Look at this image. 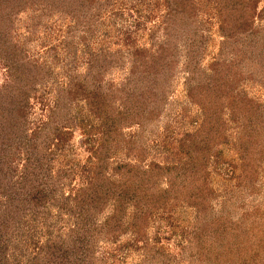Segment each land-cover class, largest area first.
Wrapping results in <instances>:
<instances>
[{
	"label": "trees",
	"instance_id": "1",
	"mask_svg": "<svg viewBox=\"0 0 264 264\" xmlns=\"http://www.w3.org/2000/svg\"><path fill=\"white\" fill-rule=\"evenodd\" d=\"M92 1L95 0H0V130L16 137L10 143L11 153L22 156L20 164L12 163L4 152L9 144L0 149V264H103L95 255L96 243L99 240L116 241L124 233L131 234L132 244L140 256L133 264H171L169 253L158 243L167 244L171 238L179 240L183 234L180 244L188 248L189 257L196 258L194 264H249L246 256H264V213L260 215L256 212L258 209H253L250 222H245L242 227V221H232L225 210L228 209L225 202L231 199L226 197L221 212L209 216L211 206L207 195L210 192L203 181L209 162L217 171L223 168L232 174L230 165H223L216 149L211 151L218 143L232 145L241 161L242 172L248 167V171L255 174L256 166L262 158L264 160V139L261 137L264 124L259 123L258 118L262 115L256 110L259 106L237 88L234 76L241 74V69L239 73L235 69H239L244 59L256 69L248 65L249 73L254 70L260 73L257 68L264 71V41L252 40V18L258 0H210L218 19L220 50L226 54L217 55L208 63V73L194 59L195 42L192 37L187 38V55L183 63L187 70L185 96L201 113L198 124L195 120L196 126L177 139L183 157L181 162L149 160L144 164V155L140 151L134 162H119L110 173L106 161L119 147L120 131L128 120L126 116L131 112L133 123L143 125L159 112L166 96L164 83L176 56V45L172 44L178 32L175 25L193 22L194 5L192 0H162L166 8L161 27L164 38L156 47L128 50L132 54V64L124 81L121 85L108 83L105 87L100 81L108 67L109 51L88 49V39L94 35L90 24L97 19L95 11L85 14L86 5ZM27 5L43 11L47 7L50 11L55 7L56 10H67L73 24L67 32L71 34L77 29L87 50L83 72L66 70L70 73L64 85L56 87L54 103L56 105L59 98L82 101L86 111L97 120L95 135L80 139L86 143L85 150L90 152L91 164H94L85 176L84 184L71 194L58 192L59 178L52 174L50 153L41 154L45 148L36 150L39 148L34 137L39 128L34 129L32 135L27 133L30 99L36 96L40 86L50 78L53 80L52 65L56 66L61 58L51 48L45 55H29L27 49L14 40L10 28L12 20ZM194 31L200 37V45L203 44L202 34ZM256 46L259 50L248 57L249 50ZM229 53L230 60L227 59ZM115 60L118 62L117 58ZM236 63L239 64L231 70ZM125 88L129 91L118 103L115 92L119 91V97ZM127 98L133 101L130 105ZM222 109H227L230 118L237 123L233 139H229V135L227 139ZM59 129L56 127L54 136L58 135ZM249 163L252 166H248ZM50 206L57 209L58 217L68 214L70 237L53 231H58L60 225L52 220L58 217L49 211ZM105 207H109L110 212L99 220L98 215ZM185 208L194 210L193 218L185 215ZM127 209L128 216L124 219ZM175 211L182 220L193 219L187 233L170 232L174 226L168 219ZM152 213L158 214V220L163 217V225L158 227L157 223L156 226L161 235L158 238L164 241H152L146 232ZM70 239L82 248L70 251L72 243L65 242Z\"/></svg>",
	"mask_w": 264,
	"mask_h": 264
},
{
	"label": "rangeland",
	"instance_id": "2",
	"mask_svg": "<svg viewBox=\"0 0 264 264\" xmlns=\"http://www.w3.org/2000/svg\"><path fill=\"white\" fill-rule=\"evenodd\" d=\"M92 2V4L88 3L85 8L86 15L88 12L91 14L95 11L97 16L96 21L92 20L94 22L90 24L94 35H91L88 39V49L97 50L101 48L102 51H109V55H107L108 67L105 68L102 74L100 84L105 87H108V83L121 85L132 64L130 62L132 54L128 50L131 51L136 47L148 48L152 45L156 47L159 41L164 38L161 27L166 18V8L162 0H95ZM192 2L194 5L192 10L194 23L183 24L178 22L175 25L178 32L175 33L174 37L176 38H173L175 40H172V44L176 45V54H174L176 56L170 73H168V79L164 83V94H166L164 102L159 107V112L155 117L143 125L133 123L134 118L130 119L133 117L131 112L126 118L124 117L128 120L127 124L121 128L119 147L109 155L106 161V169L109 173L119 162L127 160L134 162L136 160L135 155L140 151L144 155V164L149 160L159 163L179 164L183 158L177 147V139L186 131H191L198 124L201 113L197 106L191 104L185 96L184 80L187 70H185L183 63L187 55L185 49V44L189 41L187 38L192 37V42H195L192 54L205 73L209 71L207 66L211 60L217 55L223 56L226 54L220 50V37L217 33L218 19L213 4L210 0H192ZM56 8L50 11V7H47L43 11L27 5L14 16L10 28L14 40L21 44L24 49H27L29 55L39 53L45 55V51L51 48L59 58L61 57L56 66L52 65L53 80L50 78L47 83L40 86L36 96L30 99L26 120L29 124L27 133H30V135H32L34 129L39 128L34 137V142L38 143L39 148H36V150L43 151L45 148V151L41 154L50 153L52 174L59 178L58 192L66 195L73 193L75 188L84 184L85 176L89 175L90 167L94 164H91L90 152L85 150L87 149L86 143L81 142L80 139L83 136L91 138L92 135H95L97 120L86 111L82 101H69L66 98L61 100L59 98L57 104H54L56 87L64 85L68 78L67 74L71 72V69L79 74L83 72L84 60L87 55L86 46L80 41L77 29L73 30L74 33L71 32V34L67 32V29L73 25L70 13L68 14L67 10H56ZM251 26L254 30L252 40L264 41V0L256 2V10ZM194 30L202 34L203 44L200 45V37ZM258 47L249 50L248 57L254 56L259 50ZM230 53L227 57L228 60L232 57H230L232 54ZM118 56L122 58L119 59ZM115 58L118 62H115ZM115 63L118 64L115 65ZM238 64L232 65L231 70L237 67ZM248 65L250 67L252 64L244 59L239 69H235L237 73L241 69L240 75H234L236 77L235 85L239 90L242 89L245 96L250 98L254 105L259 106L256 110L262 116H259L258 121L260 124H264V71L257 68L260 73L255 72L256 69L253 65L251 68L255 70L249 73ZM67 69L70 72L67 73ZM128 88L134 90L132 85H128ZM128 91L127 88L120 91L119 97V91L115 92V98L119 99L118 103H121L120 97H124ZM213 97L215 96L213 95ZM127 99V103L130 105L131 100ZM222 118H225L227 123L224 127L228 133L227 139L228 135L229 139H233L237 131V123L230 118L227 109H222ZM195 120H197L196 124ZM56 127H60V129L58 135L54 136ZM18 135L19 133L16 134V136ZM261 137L264 139V132ZM15 139L16 137L12 133L0 130V149H4V146L6 147L9 144L4 152L7 157L13 160L12 163L16 161L20 164L21 153L14 155L11 153L10 143L12 144ZM130 148L135 150L129 151ZM214 149L223 160V165H230L232 174H228L223 168L217 171L211 162L207 165L203 181L207 186L206 190L210 192L207 195V200L211 206L209 216L221 212L223 199L230 197V201L225 202V204H228V209L225 210L228 211L232 221H242L243 227L245 222H250V213L255 211L253 209H258L256 212L260 215L264 213V160L262 158V161L256 166L255 174H251L248 167L245 168V172L241 171V161L229 142L218 143L217 147H214L211 151H214ZM248 166H252V163H249ZM49 211L57 215L55 207L50 206ZM128 211L129 209L126 210L124 219L128 216ZM177 211L171 215L168 223L172 222L174 226H171L170 232L175 231V233L181 235L183 231L187 233L190 229L194 210L185 208V211H187L185 215L191 217L186 220H182ZM109 212V207H105L98 215V219L102 220ZM67 215L62 214L60 217L57 215L58 219L56 217L52 218V220L58 221L60 225L58 231L54 229L53 231L65 238L71 236L68 232L70 219ZM158 218L157 213H152L146 226V232L152 241L161 239L158 238L161 235L158 233L157 228L163 225V217L160 220ZM36 234L40 235L39 232H36ZM183 237L184 234L179 240L182 241ZM170 240L167 244H160L161 242L158 244L162 245L164 251L169 253L168 256L172 259L171 264H194L196 258L188 256V248L183 247L178 239L172 240L171 238ZM132 241L133 238L129 233L121 234L116 241L112 242L99 240L96 243L95 255L101 258L103 264L136 263L140 256ZM65 242L72 243L71 239ZM72 246L70 251L75 250L77 247V251L82 248L77 242L72 243ZM247 254L252 255V253ZM253 256L255 257H245L249 264H264V256L261 257L256 254ZM22 261L24 260H21V263H23ZM154 264H158V262Z\"/></svg>",
	"mask_w": 264,
	"mask_h": 264
}]
</instances>
